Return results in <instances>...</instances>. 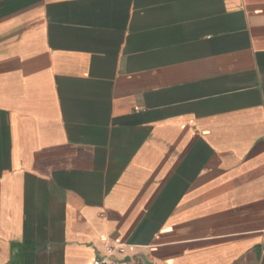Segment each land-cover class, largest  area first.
Masks as SVG:
<instances>
[{"label": "crops", "instance_id": "crops-1", "mask_svg": "<svg viewBox=\"0 0 264 264\" xmlns=\"http://www.w3.org/2000/svg\"><path fill=\"white\" fill-rule=\"evenodd\" d=\"M264 264V0H0V264Z\"/></svg>", "mask_w": 264, "mask_h": 264}, {"label": "built area", "instance_id": "built-area-1", "mask_svg": "<svg viewBox=\"0 0 264 264\" xmlns=\"http://www.w3.org/2000/svg\"><path fill=\"white\" fill-rule=\"evenodd\" d=\"M119 253L123 255L125 253V249L119 245L115 244H106L105 246V257L102 259H94L91 264H143L139 261H131L128 263L120 262L115 259V254Z\"/></svg>", "mask_w": 264, "mask_h": 264}, {"label": "water", "instance_id": "water-1", "mask_svg": "<svg viewBox=\"0 0 264 264\" xmlns=\"http://www.w3.org/2000/svg\"><path fill=\"white\" fill-rule=\"evenodd\" d=\"M141 262H142L143 264H147L146 261H145L143 258H141Z\"/></svg>", "mask_w": 264, "mask_h": 264}]
</instances>
